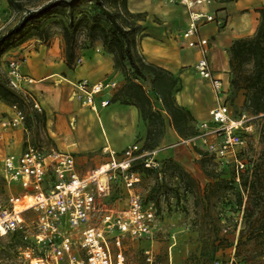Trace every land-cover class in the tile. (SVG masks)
I'll list each match as a JSON object with an SVG mask.
<instances>
[{"label":"built area","instance_id":"1","mask_svg":"<svg viewBox=\"0 0 264 264\" xmlns=\"http://www.w3.org/2000/svg\"><path fill=\"white\" fill-rule=\"evenodd\" d=\"M212 1L177 0L189 14L181 38L186 46L199 51L195 73L207 82L217 101L209 109L211 125L208 121L201 122L200 133L192 140H201L216 167L233 168L235 180L240 182L241 174L253 165L244 149L247 134L254 130L255 116L245 109L233 108L227 100L223 79L215 74L209 59L211 39L201 29L210 22L223 25L216 11L207 7ZM27 59L23 54L7 61V82L12 89L30 96L34 108L41 111V103L29 88L34 79L22 70ZM72 84L71 98H80L100 118L99 108L110 102L98 97L105 83L91 84L89 79L81 78ZM11 110L4 126L23 124L24 110L17 103L11 105ZM71 125L75 127L73 120ZM105 149L108 159L86 170L79 168L72 151L46 149L32 143L19 153L3 157L0 171L8 193L0 201V239L9 235L15 245L9 264H127L126 237L154 239L157 209L153 203L144 202L137 190L142 174L132 171L131 165L142 159L146 167L159 170L161 164L156 159L159 149L140 152L139 143L128 144L119 152L108 146ZM30 211L35 215L28 214ZM237 222L240 228L243 211L238 213ZM4 248L0 245V249ZM235 250L234 245L231 263ZM144 254V264H159L151 248L144 249ZM169 264H174L170 253ZM213 264L221 262L217 259Z\"/></svg>","mask_w":264,"mask_h":264},{"label":"rangeland","instance_id":"2","mask_svg":"<svg viewBox=\"0 0 264 264\" xmlns=\"http://www.w3.org/2000/svg\"><path fill=\"white\" fill-rule=\"evenodd\" d=\"M50 1L57 0H19V2H16V14L9 22L14 21L18 17L21 19L28 10H36ZM59 1L58 6L51 8V18L49 17L46 21L50 36L47 40H36L35 50L41 51L40 44H43V47L49 48L48 46H51L52 42L57 40V38H61L62 44L60 49L66 59L62 25L58 20H67L66 13L70 10L74 11L76 17H79L80 12L90 8V5L95 0ZM120 1L103 0L106 6L112 10H116L119 7L122 9L120 4L118 6V2L120 3ZM212 4L210 3L207 6L209 10H212ZM128 7L134 13H141L139 17L145 18L138 21V23L146 27L145 30L139 31L137 34L138 49L142 47V41L147 35H151L159 41L164 42L166 48L172 49V47H177L183 49L188 47L181 38L183 22L177 25L174 23L175 20H180L185 13L183 5L179 4L177 0H128ZM134 7H137L136 10H133ZM212 11L215 10L213 9ZM128 18L133 20L137 17L132 18L128 15ZM148 19L153 20V24L159 30L158 33L152 32L150 34L148 32V24L146 22ZM208 28L209 25L203 26L201 31H206ZM82 41V37H80L78 44ZM99 43V41L93 45L87 43L78 48L74 63L70 65L72 68L70 70L72 74L70 79L78 81L81 78H87L91 84L104 81L105 86L98 93V97L110 100L125 82V77L118 68V77L113 74L114 77L112 76L111 79L91 80L88 73L96 75L100 73L106 61L105 59L109 55L103 48L98 47ZM46 51L48 50L46 49ZM57 52L58 47L48 53L55 55ZM183 54L187 58H194L197 56V50L195 48L184 50ZM86 56L92 61L90 66L85 68L83 65ZM111 57L113 59L112 55ZM2 62L5 63L6 60L4 59ZM2 62L0 59V78L7 82L5 68L1 67ZM194 63L193 61L182 67V70L186 72H184L185 84L183 92L178 93V97H183L192 104L194 109L192 111L196 116L195 124L198 127L201 122H209L210 120L209 111L205 108L204 104L212 100V93L208 86L197 78ZM81 71L84 73L83 75ZM29 87L34 98L41 103L42 110H38L40 114L35 115L33 99L23 92H18L23 98H20L17 104L24 110L26 117L24 123L19 125V128H16L4 126V121L12 113L11 108L7 110L0 108V147L2 149L4 147L7 150L12 147H21L32 143L46 149L56 148L73 151L75 155L81 156L80 161L82 165H79V168H85L83 170H86L108 159L109 154L105 149L108 145L119 152L128 144L143 143L140 138L142 134L141 129L143 127L147 128V124L140 116L134 117L131 115H134V112H129V105L122 104L120 101L109 102L107 106L99 108L100 118H98L94 111L91 110V106L84 104L78 97L71 98L73 84L62 76L42 75V77L40 76L30 83ZM230 92L234 93L233 90ZM2 102L8 104L0 99V106ZM114 107H117V109H113ZM42 112H45V123ZM72 120H76L75 127L71 125ZM253 123L254 130L247 134L244 154L251 163L256 164L264 149V116H255ZM167 129H172L174 133L173 140H170L166 145L164 144L160 150H163V148L174 149L175 154L180 155L182 158L184 157V163L182 162L181 164L199 181L201 190L199 194L197 192L183 194L180 188L181 199L179 203L173 191H170L166 196L161 190V193H158L152 199L156 206L159 207L160 215L158 218L162 221L161 231L167 228V234L169 235V237H162V233L159 234V237L161 236L158 239L160 254L156 256L157 261L159 264H169V257L166 252L167 243L171 240L170 235L176 233L177 244L174 247V256L176 252L185 255V258L180 263H177L174 258V264H213L216 257H218L221 264H257L256 260L248 258L245 261V258H243V255H252L256 249V242L253 239L246 240V243L242 246V255L236 256V260L231 263L232 241L234 242L240 236V228L243 227V224L240 228L236 225L238 213L232 208L235 205L230 203V200H235L233 190L228 189L227 194L223 197H218L216 193L213 196L211 194L210 202L203 197V188L208 182L212 181V173H215L213 171L216 170H214L210 155H204L200 152L205 151L202 141L192 140V138L183 139L170 126ZM6 153L9 152L0 151V165ZM203 155L205 156L204 161L201 160ZM160 164L162 165V163ZM159 179H161L160 176ZM156 180V172L143 174L142 182L138 186L143 197H148L150 189ZM167 180L172 185H177L176 178H167ZM7 193V184L0 171V201L6 199ZM28 214L32 216L35 215V212L30 211ZM217 219H220L218 223L219 233L220 235L224 234L223 237L227 240L218 245L214 256H212V238L215 235L214 227ZM181 226H185L186 230H182ZM225 227H227L226 232H224ZM243 237L246 239L247 233H244ZM126 239L127 237L125 238L127 247L129 241ZM0 245L5 247L4 249H0V264H9L15 254V245L10 241L9 235L0 239ZM126 254L129 264H132L136 260V252L128 248ZM261 259L264 261V257H261ZM138 260H140L138 264H142V258L139 257Z\"/></svg>","mask_w":264,"mask_h":264},{"label":"trees","instance_id":"3","mask_svg":"<svg viewBox=\"0 0 264 264\" xmlns=\"http://www.w3.org/2000/svg\"><path fill=\"white\" fill-rule=\"evenodd\" d=\"M59 3V0L50 1L36 10H28L12 28L0 36V57L6 50L30 37L47 40L50 32L46 21L52 15L51 8L58 6ZM119 4L122 9L119 7L112 10L103 0H95L90 8L80 12L79 17L70 10L66 13L67 20H58L62 25L68 64L73 65L78 48L87 43L93 45L97 41L113 56L114 66L121 70L125 82L111 97L110 102L120 101L125 105L136 106L139 116L146 122L147 132L140 152L157 148L160 151L162 138L168 126L183 139L195 137L200 133L195 124L196 116L189 107L178 102L175 94L182 88L181 78L170 69L147 61L144 54L139 52L137 34L146 27L138 21L145 18L139 17L141 13H134L129 9L128 0H121L118 6ZM258 11L260 20L255 33L235 39L228 48L231 87L227 93V100L236 111L245 109L253 116H264V5ZM128 15L137 18L131 20ZM80 37L83 41L78 44ZM241 89H244L245 94L243 104H239L236 99ZM18 92L0 78V99L9 105L18 103L17 101L23 98ZM34 114L40 113L34 108ZM42 117L45 123V112H42ZM200 152L208 154L206 151ZM204 155L202 161L205 160ZM156 159L162 163L159 170L146 167L142 159L135 160L131 170L142 175L157 173L155 184L151 187L148 197L143 199L145 203L155 205L159 217V207L152 199L161 193V190L166 196L173 191L179 203L180 188L183 194L187 192L199 194L201 188L199 181L180 162L173 158ZM213 167L216 171L212 173V181L203 188V197L210 202L211 194L213 196L216 193L218 197H223L228 189L233 190L235 200H230V203L235 206L232 208L237 213L243 211L240 236L232 241V248L234 245L236 247L235 257L242 255V246L246 240L253 239L256 242V249L252 255H243V258L245 261L249 258L256 260L257 264H264L261 259L264 257V149L256 164L253 163L252 167L241 174L240 182L235 180L233 168L218 169L214 162ZM159 172L162 173L161 179ZM167 178H176L177 185L169 183ZM216 221L215 235L212 238V256L218 245L227 240L223 237L224 234L219 233L220 219ZM244 233H247L246 239L243 237ZM217 259L218 257L214 261Z\"/></svg>","mask_w":264,"mask_h":264},{"label":"crops","instance_id":"4","mask_svg":"<svg viewBox=\"0 0 264 264\" xmlns=\"http://www.w3.org/2000/svg\"><path fill=\"white\" fill-rule=\"evenodd\" d=\"M19 0H0V36L6 33L10 28H12L19 20L20 18H16L14 21L9 22L11 20L17 11V3ZM212 10L214 9L218 15V17L223 19V25H218L216 22H210L206 25H209L208 30L203 31L202 34L205 36L210 37L211 39V45L209 50V59L212 63V67L214 68L215 74L219 76L221 79H223V88L225 90L230 89V66H229V53L228 48L231 46L233 41L237 38L247 37L251 36L255 33L257 26L259 24L260 20V12L258 9L264 5V0H214L212 1ZM137 7H134L133 10H136ZM184 14L180 20H175V24H180L183 22V28L186 26L188 20H189V14L187 12V9L184 8ZM148 24L147 30L151 34L152 32L158 33V28L153 24V20L148 19L146 21ZM204 25V26H206ZM19 38V37H17ZM36 40H40L39 38L30 37L23 41L21 44L17 46H13L6 50L4 53H2L0 59L6 60L5 63L2 62L1 67L5 68V71H7V61L11 59L14 56L17 55H27V62L22 66V70L24 73L32 77L35 81V79H38V77H42V75H59L66 79H68L71 82H74V80L70 79L72 77V74L70 73V70L72 69L71 66L68 64L67 60L63 56V52H61V38H57L54 42L51 43V46H48L49 48L43 47V44H40L41 51L38 52L35 50V44ZM58 47V52L53 55V53H48L53 49H56ZM98 47L103 48L102 44L99 43ZM45 49V51H44ZM46 49L48 51H46ZM196 49V48H195ZM140 53L144 54L145 59L150 62H154L156 64H159L163 67H166L173 71L175 75L179 76L182 81V88L178 92H176V98L180 104H183L187 107H189L191 110H194L192 107V104L185 100L183 97H178V93L183 92L184 84H185V76L186 73L185 70H182L184 67L183 65L188 64L190 62H195L196 59L199 56V51L197 50V56L194 58H187L183 54L184 50H192L190 47H186L183 49L172 47H165V43L159 41L157 38H154L151 35H147L144 40L142 41V47L138 49ZM44 51V52H43ZM28 54L30 55L28 57ZM41 54V55H39ZM107 58V57H106ZM105 63L102 66V70L100 73L91 74L88 73V76L91 78L92 81H97L102 78L104 79H111L113 74L118 77L119 76V69L114 66L113 59L111 55H108V58L105 59ZM91 61L87 56L85 57L84 65L83 67H89L91 64ZM185 72V73H184ZM82 75L84 74L81 71ZM197 75V74H196ZM67 76V77H65ZM114 77V76H113ZM197 78L199 81L204 82L209 90L211 91L212 100L210 102H206L204 104L205 108L209 109L211 107H214L217 104V101L215 99V94L213 90H211L210 86L207 84L205 80H202L197 75ZM30 88V87H29ZM195 93V92H194ZM71 99V98H70ZM236 99L239 104H243L245 99L244 89H241L238 91V94L236 96ZM109 107V106H108ZM0 108L7 110L11 108V105L5 104L2 102V105ZM129 112H134V115L132 116L136 117L139 116V112L136 106L129 105ZM113 109H117V107H114ZM172 128V127H171ZM147 132V128L143 127L141 129V135L140 138L143 140L145 139ZM176 132V131H175ZM177 133V132H176ZM173 131L172 129H166V132L162 138L161 142V148L165 144H167L170 140H173ZM25 146L21 147H12L10 149L0 147V151L4 150L5 152L9 153H19ZM73 152V151H72ZM7 154V153H6ZM77 160L79 162V165L81 164V156L76 155ZM156 156H159L158 158L160 160H164L167 158H173L174 160L184 163V160L180 155L175 154L174 149H165L160 150L157 152ZM106 161V160H105ZM104 162V161H103ZM160 162V161H159ZM85 169V168H83ZM81 169V170H83ZM143 176V175H142ZM142 182V181H141ZM137 185V190L140 191L139 186ZM162 221L159 220V218L156 220L155 230L156 235L154 239H133L130 237H127L126 240L129 241V243L125 244V254L126 250L128 248H131L133 252H136V260L133 261L132 264H138L140 262L139 257L142 258L144 264L145 261V254L144 249L151 248L156 256H159L157 254H160L159 250V241L158 239L162 237H169L167 234V228L163 229L161 231ZM164 226V225H163ZM178 228V227H177ZM182 230H186L185 226H181ZM162 233V235L159 237V234ZM173 233V232H172ZM171 240H169V243H167V249L166 252L169 257V253L172 256V261L175 258V261L177 263H180L185 258V255H181L180 253L175 252L174 256V247L177 244V236L175 234L170 235ZM125 242V240H124ZM172 245V247H170ZM232 253V250H231ZM127 257V254H126ZM127 264H129L127 260Z\"/></svg>","mask_w":264,"mask_h":264},{"label":"bare ground","instance_id":"5","mask_svg":"<svg viewBox=\"0 0 264 264\" xmlns=\"http://www.w3.org/2000/svg\"><path fill=\"white\" fill-rule=\"evenodd\" d=\"M101 82H104V81H101ZM104 83H105V82H104ZM91 110L93 111V109H91ZM74 119H75V118H74ZM75 121H76V120H74V124H75ZM209 123H210V125H211V122H209ZM19 127H20V126H17L16 128H19ZM108 147L111 148V146H109V145H108ZM111 149H112V148H111ZM26 202H28V201H26ZM19 207L21 208V207H25V206H19Z\"/></svg>","mask_w":264,"mask_h":264}]
</instances>
